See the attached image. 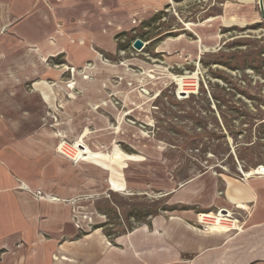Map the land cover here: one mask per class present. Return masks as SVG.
<instances>
[{
	"label": "rangeland",
	"instance_id": "374dc122",
	"mask_svg": "<svg viewBox=\"0 0 264 264\" xmlns=\"http://www.w3.org/2000/svg\"><path fill=\"white\" fill-rule=\"evenodd\" d=\"M142 10L85 33L59 28L48 38L53 52L18 47L17 78L0 82L18 88L8 98L13 111L0 103L1 119H16L7 133L37 137L41 153L57 159L42 163L51 172L41 181L65 196L61 212L78 231L69 240L94 232L113 242L156 217L185 223L184 208L197 200L191 185L202 174L219 181L216 201L223 181L264 174L259 0H169ZM97 32L105 39L95 43ZM183 77L193 90H181ZM206 215L232 219L226 209ZM11 229L2 226L0 239Z\"/></svg>",
	"mask_w": 264,
	"mask_h": 264
},
{
	"label": "crops",
	"instance_id": "0c3cea01",
	"mask_svg": "<svg viewBox=\"0 0 264 264\" xmlns=\"http://www.w3.org/2000/svg\"><path fill=\"white\" fill-rule=\"evenodd\" d=\"M168 1L0 0V82L17 78L18 47L53 52L56 48H50L48 38L59 28H84L85 33L89 27L138 18L143 8ZM90 36L95 43L105 39L100 32ZM74 52L77 57L73 59L79 62L83 52L78 48ZM15 94L18 88L0 85L4 108L14 110L15 104L8 98ZM1 116L0 146L5 148L0 149V229L11 225L13 233L1 236L0 264H264V177L246 182L229 178L221 183L223 197L216 201L219 181L202 174L191 185L197 200L193 207L184 208L185 223L156 217L113 242L94 232L69 240L78 231L69 227V213L61 212L65 196L59 186L41 181L43 172H51L43 170L42 163L45 159L57 161L56 157L50 151L41 153L37 137L23 139L16 132L9 135L7 129L16 128V119ZM31 173L38 178L32 180ZM37 190L53 199L38 200L32 195ZM201 200L204 202L197 203ZM216 209L231 214V229L216 233L198 230L199 215ZM54 257L67 260L56 262Z\"/></svg>",
	"mask_w": 264,
	"mask_h": 264
},
{
	"label": "bare ground",
	"instance_id": "6f19581e",
	"mask_svg": "<svg viewBox=\"0 0 264 264\" xmlns=\"http://www.w3.org/2000/svg\"><path fill=\"white\" fill-rule=\"evenodd\" d=\"M226 22H230L231 23V22H234V20L231 19L229 21L227 20ZM185 79L186 78L183 77V79L180 80L181 90L182 91L183 90H186V91L193 90L195 88V84L190 85V84H188V83L185 82ZM192 81H193V78H192ZM72 87H73V85L72 84H69V86L67 88L68 89H71ZM200 223L201 224L202 223L207 224V230H209L211 233L228 232L231 229V227L233 226L232 220H228V217H220V216H217V215L215 216V215L202 214L200 216ZM238 227H239V225H238ZM54 259H57V258H54ZM61 259L62 260H67L64 257H61ZM57 261H59V260H57Z\"/></svg>",
	"mask_w": 264,
	"mask_h": 264
},
{
	"label": "built area",
	"instance_id": "2783aa9c",
	"mask_svg": "<svg viewBox=\"0 0 264 264\" xmlns=\"http://www.w3.org/2000/svg\"><path fill=\"white\" fill-rule=\"evenodd\" d=\"M60 144H59V146H60ZM59 146L56 148V153H59V154L63 155L65 158H67L69 161H71L72 158L70 157V155L68 153H64L62 150H60ZM254 176H262V177H264V174L263 173H259L258 175H254ZM32 195H33V197L37 198L38 200L46 199V197H47L48 200L53 199V198H50L49 196H47L45 194H42L41 191H39V190L34 191L32 193ZM202 224H205V223H202ZM206 229H207V227H206Z\"/></svg>",
	"mask_w": 264,
	"mask_h": 264
},
{
	"label": "water",
	"instance_id": "95a60500",
	"mask_svg": "<svg viewBox=\"0 0 264 264\" xmlns=\"http://www.w3.org/2000/svg\"><path fill=\"white\" fill-rule=\"evenodd\" d=\"M259 4H260V8H261V13L263 14V4H262V0H259ZM134 50H140L143 48V43L141 40H135L133 45H132Z\"/></svg>",
	"mask_w": 264,
	"mask_h": 264
}]
</instances>
